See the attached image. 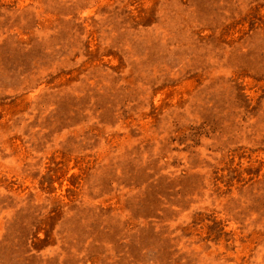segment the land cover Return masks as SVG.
Returning a JSON list of instances; mask_svg holds the SVG:
<instances>
[{
	"label": "rangeland",
	"instance_id": "1",
	"mask_svg": "<svg viewBox=\"0 0 264 264\" xmlns=\"http://www.w3.org/2000/svg\"><path fill=\"white\" fill-rule=\"evenodd\" d=\"M0 264H264V0H0Z\"/></svg>",
	"mask_w": 264,
	"mask_h": 264
}]
</instances>
